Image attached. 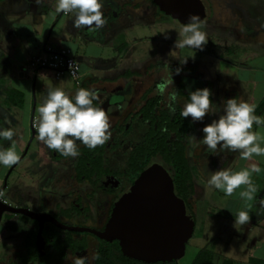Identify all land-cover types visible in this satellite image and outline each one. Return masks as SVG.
Returning a JSON list of instances; mask_svg holds the SVG:
<instances>
[{"label": "flooded vegetation", "instance_id": "flooded-vegetation-1", "mask_svg": "<svg viewBox=\"0 0 264 264\" xmlns=\"http://www.w3.org/2000/svg\"><path fill=\"white\" fill-rule=\"evenodd\" d=\"M201 1L206 16V8H208L207 3H209L210 0ZM205 1H207V3ZM131 7H136V3L133 0H126L124 3L119 4V8L124 11L125 14L130 11L129 9ZM137 8L141 10L146 23L155 22L158 25L160 34L164 32L162 25H167L164 24V22L168 21V19L172 31L176 29V23L180 24L181 27L185 25V23H182L172 13H167L161 9L155 0H139ZM160 37L163 38L162 34ZM167 37H169V42L164 38V43L165 45L174 47L173 53L171 49H167L166 46L164 48L159 47L158 52L155 53V57L150 59L147 58L144 62L133 65L122 71L121 77H116L118 80L117 82H114L112 80L113 78H110L111 80L108 81V85L112 84V87L109 89L107 88L108 85L105 87L108 91L94 90V87L102 86L97 80L92 82L93 78L91 79L92 81H82L77 88L94 90L104 101L103 104H100L98 101L96 103L97 106L105 110L109 117L111 136L104 144V152L101 154V159L98 158L100 154L96 150L89 155L87 153L89 148L80 142H77L80 155L73 158L61 155L56 150L48 148L46 144L40 141L36 131L37 124L35 123L39 116L36 111L37 99H35L33 94V104L29 112L30 133L25 143L26 149L25 152L23 151L22 154L19 155L18 162L13 165V168H15L24 156L31 151L29 157L32 165L27 167L26 177L28 184L24 185L23 182L18 183V180L15 179L9 183V176L7 180H5L6 175H4L0 186L6 183V188L2 191L1 198L9 205L17 208H27L30 211L46 215L47 219L44 222L42 231L44 237L43 248L38 247L36 234V246L40 253H46L47 249L51 248L52 245L49 243L48 237L43 234L46 229L50 230L52 235L58 231L59 238L63 241L69 238L74 241H80L85 233H89V235L85 234V236L87 235L85 237L87 246L79 250H73L70 247L66 248L64 262L73 264L76 257L81 256L85 257L86 264H95L96 252L99 246L98 238L102 240L106 239L99 237L97 234L87 229L104 231L116 202L123 194L130 190V187L142 172L141 171L132 182L129 181V174H126L129 168V158L133 150L145 141V136L151 129V122L145 115V109L150 106V104L156 101L153 113L157 116L159 121H162L161 118L163 116L161 115L163 112L174 116L177 113V108H183L184 104L189 101V94L191 91H195L197 88L207 87L212 91L211 99L218 106L220 105V96L222 93L221 86L217 84L216 80L212 81L209 78L205 72L204 66L202 70L199 69V62H192L185 57V55H179L181 52L176 50L175 42L177 40L174 38L175 35L173 32L167 33L166 38ZM172 38L174 40H172ZM199 52L207 56L213 54L208 50H201ZM219 57L222 59L224 58L223 56H218L217 58ZM186 60L187 62L184 63ZM177 68L182 69L179 74H176ZM171 74L173 76V85L166 89L165 95L162 96L157 94V85L160 83H167L171 79ZM213 83H216V87L213 86ZM171 91L177 92L176 112L174 114L169 112L166 107L167 93ZM32 115L34 119V128L31 127ZM214 115L217 118V113H214ZM190 118L192 119L191 116ZM192 122L195 128L188 137V158L193 168L196 167V169H201L204 164L208 165L209 159L207 149H205V145L202 142L197 143V147L194 148L195 150L191 147L194 137H198V141L203 138L201 128L202 125L205 123L207 124V115L202 121L192 120ZM135 132H138L139 136L133 137L132 134ZM171 136L175 139L174 132L171 133ZM35 142L41 143L42 147H46L45 149L42 148L44 154H37L33 151L32 148ZM115 150H121L123 154L126 155V159L122 165L117 167L111 165L108 155L109 152ZM83 157H85L86 162H80V159ZM214 160H217V158L215 157ZM154 162H159L166 167L164 161L160 157L153 158L151 164ZM196 169L195 171H197ZM28 171H30V173ZM196 183L197 178L195 179L194 200H196L195 196L197 193ZM185 204L188 212L189 209L186 201ZM197 205L198 203L196 202L194 206L196 207ZM11 216L15 217V220L12 222L23 223L24 221L20 220L22 218L25 219L27 223H33L32 227H37L38 233L39 221L37 219L31 218L24 213H12ZM58 223H62V225L66 227ZM55 236L56 235H54V237ZM52 248L49 251H51ZM26 249V254L29 257L30 251L28 248Z\"/></svg>", "mask_w": 264, "mask_h": 264}, {"label": "crops", "instance_id": "crops-1", "mask_svg": "<svg viewBox=\"0 0 264 264\" xmlns=\"http://www.w3.org/2000/svg\"><path fill=\"white\" fill-rule=\"evenodd\" d=\"M125 1L104 0L102 11L106 18V24L102 28L82 27L76 29L73 26L75 13L57 12L54 0H43L40 4L36 0H0V69L7 63V68L12 70L13 78L26 79L22 69H26L32 56L42 52L46 44L55 48L68 47L80 63L83 73L82 81H92L93 78L92 82L97 80L102 86L94 87V90H107L105 87L111 80L110 78L117 82L116 77H121L122 71L156 55L154 50L152 52L151 50H142L140 53L137 52L138 57L132 63H125L126 59L131 56L129 53L131 49L140 41L136 39L128 51L123 49L125 45L127 46V39L120 41V37H125V33H128L129 29H133L136 34L138 32L136 27L142 23L146 24L145 17L137 8L139 0H133L136 7H131L127 14L119 8V4ZM149 25L157 26L155 22L149 23ZM148 42H154V37H149ZM107 47L115 48L118 55H103L102 52ZM143 52L146 53L141 56ZM254 54L246 62L214 58L209 55L217 60L214 63L217 68L214 69L209 63H205L204 67L209 78L212 81L216 80L217 84L221 86L220 105L226 99L236 97L238 100L254 104L256 106L255 114L264 117V106L261 108V104L264 103V49L261 47ZM42 69H39L36 74H32L35 80ZM56 80L67 81L69 85H62L60 88L71 96L75 95L78 85L69 77L65 76ZM7 84L9 85L7 90L15 88L12 84ZM213 86L216 87V83H213ZM111 87L112 84L107 88ZM16 89L25 91L22 88ZM24 94L25 104L23 108H20L22 109L20 111L22 115L26 112L29 115L33 100H27V94L25 92ZM46 96L44 93L41 98L45 99ZM31 98L33 99V95ZM27 101L30 104H26ZM37 106H40V102H37ZM222 113L223 110L217 113V118L214 114L207 115V124L211 123L213 119H218ZM207 124L202 125L201 130ZM252 131L259 133L262 138L261 146H264V126L254 123ZM204 135L202 131V136ZM198 142V137L193 139L191 147L193 150L197 147ZM205 149H207L208 164L212 165L209 168V170L211 169L210 174L220 169L234 172L245 168L250 169L253 164L258 165L261 171L252 173V180L258 188L254 200L247 201L240 197V191L246 187L244 185L236 189L231 196L225 195L223 191L215 189L213 186L204 192V201L196 209V215L198 212L201 213L202 234L207 238L204 247L215 254V264H222L224 260H230L233 264H252V259L264 260V208L258 203L260 198H264V156L254 154L251 158L245 159L241 157L240 151L233 152L218 146L217 154H211V150L206 145ZM215 157L217 160H214ZM2 166L4 165H0V184L4 178V174H1ZM4 167L8 168V166ZM242 209L249 211L250 221L243 226L234 227V215ZM9 213L5 212L0 222L2 227V231H0V264H25L22 258L28 256L24 239L27 231L33 229V223H27L22 218L20 220L24 221L23 223L12 222L15 217L9 216ZM30 263L39 264L38 261Z\"/></svg>", "mask_w": 264, "mask_h": 264}, {"label": "clouds", "instance_id": "clouds-1", "mask_svg": "<svg viewBox=\"0 0 264 264\" xmlns=\"http://www.w3.org/2000/svg\"><path fill=\"white\" fill-rule=\"evenodd\" d=\"M36 2L40 4L43 0ZM54 3L57 12L75 13L73 26L76 29L82 27L99 29L106 24L102 11L104 0H54ZM180 35L183 38L175 42L178 49L189 47L202 50L208 43L197 14L189 15ZM186 62L187 60L184 63ZM181 71V68H177L176 74ZM171 85L172 74L167 83L157 85V94L165 95L166 89ZM189 97L180 113L184 118L191 116L193 121H202L206 115L220 113L223 110L218 119H213L202 130L205 135L199 142L206 145L211 154H217L216 149L220 146L233 152L240 151L241 157L245 159L251 158L254 154L264 156L262 138L259 133L252 131L254 123L264 126V117L255 114L254 104L232 97L218 106L211 99L212 91L207 87L191 91ZM97 101L100 104L104 103L100 95L91 89L80 88L74 96L67 94L62 88L49 90L43 103L37 108L39 118L36 131L39 140L61 155L73 158L80 155L77 142L89 149L105 144L111 136L110 121L105 110L97 106ZM176 102L177 92H168L166 107L173 114L176 112ZM7 122L8 118L5 117L4 123ZM4 123H0V140L12 141V146L7 149L0 147V165L12 166L19 160L13 139L15 132L11 127H5ZM260 171L256 164L250 169L245 168L236 172L220 169L212 172L208 184L223 191L227 196H231L236 189L244 185L246 187L239 195L251 201L256 198L258 191L252 180V173ZM258 203L264 208V198H260ZM234 217V227L243 226L250 221L248 210L242 209ZM95 258L99 259L98 253ZM73 264H86L85 257L77 256Z\"/></svg>", "mask_w": 264, "mask_h": 264}, {"label": "rangeland", "instance_id": "rangeland-1", "mask_svg": "<svg viewBox=\"0 0 264 264\" xmlns=\"http://www.w3.org/2000/svg\"><path fill=\"white\" fill-rule=\"evenodd\" d=\"M205 2L207 3V1ZM210 2L207 3L208 8H206V16L200 20L201 30L206 33L208 39V43L202 50L211 51L213 54H210L213 55L214 58L216 56H223L224 58L231 60L246 62L255 55L254 53L258 49L260 50L261 47L264 49V0H210ZM164 24L167 25H162L164 32L161 34L163 38L160 37L161 34L159 33L158 25L153 26L149 25L148 23H142V25L140 24L136 27L138 28L136 29L138 30V34H135L133 29H129L127 31L128 33H125V37L121 36L120 41H125L127 39V46L125 45L123 48L124 50L129 51L131 45L136 39L140 41V43L136 44L131 49V52H129L131 56L129 55L130 57L126 59L125 63H132L133 60L138 57L137 52L140 53L142 50H151V52L154 50L155 53H157L159 47L164 48L166 46V48L171 49L173 53L174 47L165 45L164 38L167 40V42H169V37L166 38V34L173 32L175 35L174 38L176 40L182 39L183 37L180 35V33L182 32L184 26L181 27L180 24L176 23V29L172 31L171 25L169 24V19L168 21L164 22ZM149 37H154V42L149 43ZM172 40L174 39L172 38ZM176 50L181 52L179 55H185V57L190 59L192 62H199L200 70H202V67L205 66V63H209V65L214 69L217 68V65L214 64L217 62V60L210 57L209 55H202L199 52L201 49L186 47L181 49L176 48ZM80 52L81 50L79 53ZM102 53L106 56L118 55L115 48L111 47H107ZM145 53L146 52L141 53V56H144ZM7 67L8 64L5 63L4 67L0 69V123H4L5 117L8 118V122L4 123V126L14 129L15 135L13 139L15 140V151L18 155H20L23 151L25 152L26 149L25 143L30 133V128L28 127L30 116L27 114V112L26 114L22 115L20 111L22 109L8 102L7 88L9 85L7 83L12 84L15 88L24 89V92L27 94V100H32L31 95L34 94L35 99H38L37 102H40V105L44 101V97L41 98L44 93L47 95L49 90L60 88L62 85H69V83H67V81L56 80L54 74L49 71V69L45 70L46 68H41L42 70L39 71L35 80L32 72L22 67V72L24 75H26V79L21 77H19V79H15L11 76L12 70ZM26 104H30L29 101H27ZM36 107L38 108V106ZM35 123H38V119L35 121ZM132 136L137 137L139 136V133L135 132L132 134ZM11 146L12 141L0 140V147L7 149ZM42 148L45 149L46 147H42L41 143L35 142L32 149L37 154H44ZM29 152L31 153V151ZM30 153L25 155L24 158L15 166V168H13L11 174L9 175V183L15 179L18 180V183L23 182L24 185L28 184V181L26 180L27 167L32 165L31 159L29 157ZM108 155L110 157L109 162L113 167L122 165L126 159V155L123 154L121 150L111 151ZM12 166H8V168L2 166L4 169L1 168V174L6 175ZM66 166L68 168L67 164ZM211 166L212 165L210 164H204L203 168L201 169H196L195 167L197 170V193L195 199L198 205H201L204 201V192L212 187L208 184V179L211 175V169L209 170V168H211ZM28 172L30 173V171ZM198 205L196 206V209ZM200 215L201 213L199 212L196 215L198 222L195 228V233L188 240L185 255L178 260L179 264H191L197 252L205 246V239L207 238L202 234ZM0 231H2L1 226Z\"/></svg>", "mask_w": 264, "mask_h": 264}, {"label": "water", "instance_id": "water-1", "mask_svg": "<svg viewBox=\"0 0 264 264\" xmlns=\"http://www.w3.org/2000/svg\"><path fill=\"white\" fill-rule=\"evenodd\" d=\"M155 2L182 23L188 22L190 14H197L199 20L205 16L201 0ZM31 127L34 128L33 115ZM12 168L13 166L7 172L5 180ZM5 188L6 183L0 186V222L5 212L24 213L37 219V245L43 248L42 231L46 215L9 205L1 198V192ZM58 224L64 226L62 223ZM195 225L196 221L193 215L187 212L184 199L175 192L172 175L161 163L154 162L140 173L130 190L116 202L104 231L87 230L106 240L118 239L123 254L128 257L145 262H158L178 261L182 258L187 242L194 234Z\"/></svg>", "mask_w": 264, "mask_h": 264}, {"label": "trees", "instance_id": "trees-1", "mask_svg": "<svg viewBox=\"0 0 264 264\" xmlns=\"http://www.w3.org/2000/svg\"><path fill=\"white\" fill-rule=\"evenodd\" d=\"M80 85H78L79 87ZM87 89V88H86ZM74 96V95H73ZM8 102L19 108H23L25 104V94L23 91L11 88L8 90ZM156 101L145 109L146 118L151 122V129L145 136V141L136 147L130 158L129 168L126 174H129V181L139 175L147 166H149L155 157H160L171 173L176 193L183 197L187 203L189 213L193 215L197 226L196 207L194 204L195 194V179L196 171L189 163L188 158V137L192 134L195 126L192 119L184 118L180 113L183 108H177V113L174 116L163 112L162 121L157 119L153 113V108ZM264 103L261 104V108ZM159 121V122H158ZM175 133V139L171 133ZM100 154L104 152V144L97 146L95 149H88L87 153L91 155L94 151ZM100 161V160H99ZM80 162H86L85 157L80 159ZM124 172V173H125ZM12 213H9L10 216ZM195 233V231H194ZM37 227L25 234L24 244L30 251L29 257H23V263L31 264L32 261H38L39 264H68L64 262L65 250L70 247L73 250H79L87 246L86 236L77 241L70 238L63 241L59 238L58 231L52 235L50 230L46 229L43 234L48 237L51 248H48L46 253L42 254L37 250L36 246ZM92 234V233H91ZM52 235V236H51ZM54 237V238H53ZM98 238V237H96ZM73 241V242H72ZM99 246L97 252L99 259L95 260V264H179L177 260L145 262L136 258L128 257L122 254L118 240L106 241L98 238ZM252 264H264L262 259H252ZM191 264H215V254L208 248H201L194 257ZM222 264H233L230 260H224Z\"/></svg>", "mask_w": 264, "mask_h": 264}, {"label": "built area", "instance_id": "built-area-1", "mask_svg": "<svg viewBox=\"0 0 264 264\" xmlns=\"http://www.w3.org/2000/svg\"><path fill=\"white\" fill-rule=\"evenodd\" d=\"M41 68L51 70L56 79L67 76L77 85L83 78L80 63L68 47L55 48L46 44L44 50L34 54L26 66L32 74H36Z\"/></svg>", "mask_w": 264, "mask_h": 264}, {"label": "bare ground", "instance_id": "bare-ground-1", "mask_svg": "<svg viewBox=\"0 0 264 264\" xmlns=\"http://www.w3.org/2000/svg\"><path fill=\"white\" fill-rule=\"evenodd\" d=\"M164 5V4H163ZM165 6V5H164Z\"/></svg>", "mask_w": 264, "mask_h": 264}]
</instances>
